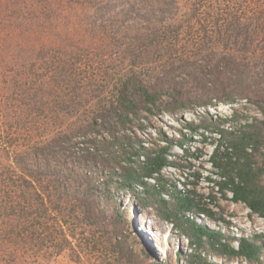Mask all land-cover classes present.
<instances>
[{"label":"trees","instance_id":"trees-1","mask_svg":"<svg viewBox=\"0 0 264 264\" xmlns=\"http://www.w3.org/2000/svg\"><path fill=\"white\" fill-rule=\"evenodd\" d=\"M8 1L0 0V8H5ZM102 1L93 0V6L88 4L84 8L80 28L84 37L92 36V28L98 22L101 44L111 40L114 42L110 46H114L119 36L110 37L108 32L114 17L96 14ZM242 1L110 0L107 3L106 11L113 7L125 17L119 22L122 26L116 28L129 38L128 42L117 43L123 66L116 71L104 70L101 65L87 66L81 72V65L59 62L61 84L57 92L67 91V96L72 92L70 103L91 95L95 104L80 109L79 123L71 127L61 123L63 130L56 137L27 147L25 144L18 154L0 155V170L4 172L0 173V185L6 187L0 188V218H7L4 226L8 227L5 229L8 240L0 232V241L10 242L9 246L0 242V254L10 247L28 244L34 245L33 250L42 243L51 250L55 246L60 249L63 244L70 246L63 228H71L70 221L74 220L99 233L97 238L104 251H97V257L92 260L95 264L110 261L111 264H168L154 258L143 243L135 249L125 241L122 234H126L125 230L117 226L122 218L119 212L113 214L114 221L110 217L111 237H105L108 232L105 218L110 215L98 203L103 199L106 206L116 205L114 196L118 191L128 199L137 200L131 203L134 209L137 206L152 209L156 218L176 228L178 222H184L183 235L191 249L186 264H214L201 256L205 245L218 256L259 262L264 236H254L252 240L242 237L234 248L218 232L195 221L197 215L212 218L207 206L214 203L216 194L225 199L229 195L230 202L243 204L250 213L264 216V121L246 120L233 108L243 100L260 104L245 89L264 83V1L252 3L251 12ZM143 17L147 25H128L136 19L142 21ZM9 19L12 27L3 32L0 25V33L8 40L17 41L22 36L14 23L18 18L0 13V24ZM31 36L25 35L23 42ZM73 38L72 34L70 39ZM85 80L82 89L94 83L93 91L78 93L77 83ZM187 83H194L201 94L188 95L183 89ZM32 84L28 89H33ZM40 84L47 87L43 81ZM37 87V92L43 93ZM67 104L61 103L57 112L72 114L74 107ZM219 104L231 107V114L213 120L208 109ZM259 107L264 118V107ZM195 108L201 109V115L182 122L176 138H167L159 129H153L155 138L148 140L133 132L143 131L144 122L150 117L169 114L180 120L179 111ZM76 137L82 140L73 144ZM192 137L200 145L208 142L211 145L206 161L210 173L203 178L202 172L195 171V166L203 168L198 155L200 149L196 147L190 152L188 148V143L194 142ZM174 147L181 150L180 155L172 154ZM168 169L178 173V177L167 178ZM202 181L211 185L207 199L198 193ZM1 224L2 219L0 231ZM79 250L86 255L87 248Z\"/></svg>","mask_w":264,"mask_h":264},{"label":"rangeland","instance_id":"rangeland-1","mask_svg":"<svg viewBox=\"0 0 264 264\" xmlns=\"http://www.w3.org/2000/svg\"><path fill=\"white\" fill-rule=\"evenodd\" d=\"M92 1L9 0L5 8H0L2 16L5 14L8 17L11 15V17L18 18L17 22L14 23L22 32V36L17 37V41L8 40L7 36L0 33V155L9 154L11 156L18 154L22 151L25 144V147H27L34 142L43 143L44 140L56 137L63 130L60 127L61 123H66L69 127L79 123L80 109H87V104H95V100L92 101L93 97L91 95H87L86 98L79 100L78 103L76 100L70 103L72 101L70 100L72 99V92L67 93L68 96L65 95L67 91L64 92L62 90L63 93L57 92L61 84L58 79L59 71H61L59 62H66L69 65L75 64L76 67L81 65L83 68L81 72H84V67L87 66L98 67V65H101L102 69L110 71L122 68L123 63L120 60L122 55L120 46L117 43L128 42L129 38L128 35L120 31L121 29L116 30V28L122 26L119 22L125 20V17L113 7L111 11H106V5L110 0H103L98 6L96 14L104 18L114 17V20H112L114 22L111 23L112 27H108V32H111L109 33L110 37L119 36L116 38V43L114 46H110L114 42H110V40L106 45L101 44L98 38L101 35L98 32V22L92 28L94 34L84 37L83 29L80 28V20L85 17V14L83 15L84 8H87L88 4L89 7L93 6L91 5ZM247 1L243 0L242 3H244L247 11L251 12L253 9L251 4L259 0ZM186 11V14H188V9ZM180 18L184 17L181 15ZM141 19L142 21H137L136 19L135 22H131L128 25L132 27L147 25L143 21L145 18ZM153 20L155 19L153 18ZM0 25L4 30L3 32H6V29L12 27V20H6ZM28 33L32 36L27 42H23L25 35ZM77 33L78 36L76 38ZM72 34L74 35L73 40L70 39ZM41 45L43 47L40 50H36ZM90 62H92V65H87ZM71 71L73 72V68ZM51 75L52 79L50 78ZM69 78L71 77L69 76L67 79ZM28 81H30V84ZM40 81L46 83L47 87L51 81L52 83L48 88H43ZM85 82L86 80L77 83L78 89L76 88V91L78 93L86 94V91H93L94 83L86 85L87 88L82 89ZM31 84L33 89H28ZM71 85H74L73 81H71ZM37 86L41 87L39 90H43V93L37 92ZM183 89L188 95L201 94L199 88L194 87V83L184 84ZM245 90L247 95L252 94L260 104L243 100L241 103L234 105L233 108L237 110L239 116H243L246 120L256 119L257 121H264L259 110V106L264 107V105H261V102H264V83L260 85L256 83L255 87ZM33 101H39V103H34ZM61 103L72 104L74 112L68 116L62 112H57V108L60 107ZM82 105H85V107L80 108ZM208 114L212 116L213 120L228 117L231 114V107L219 104L208 109ZM177 115L180 120H175L169 114H163L160 118L150 117L147 122H144L145 128L143 131L134 130L133 132L139 137L148 140L149 138H155L153 129H159L165 133L167 138H176L182 122L196 119L198 115H201V109L195 108L186 112L181 110ZM195 139L197 138L192 137L194 142H189L188 148L192 152L196 147H199L200 153L198 155L201 157L199 161H202L203 168L196 167L197 163L195 162L191 163L195 166V171L203 173V178L204 175L210 173L209 164L206 161L211 145L209 142L205 145H200ZM80 140L82 139L76 137L72 143L75 144L78 141L80 142ZM172 154L175 156L180 155L181 150L174 147L172 148ZM181 159L184 160L182 157ZM189 161L192 160L189 159ZM0 163L2 162L0 161ZM0 173L4 172L0 170ZM165 175L169 179L178 177V173L172 169H168ZM4 186L0 185V188L3 189ZM210 188L211 185H207L206 182L202 181L198 185V193L204 194L207 199ZM109 189L111 193L114 192L112 187ZM96 191L100 194L101 188ZM229 197L227 195L225 199L216 194L214 203L209 202L207 206L211 211L212 218L207 215H197L195 216L196 222L212 231L218 232L221 235V239L234 248H236L238 239L242 237L248 240H252L254 236L263 237L264 216L250 213L243 204L230 202ZM114 200L117 208L115 204L106 206L103 203V199L98 203L99 207L104 208V211H109L108 215H110L106 216L107 219L105 218L108 224L106 230L108 232L105 233V237H111L110 229L112 223L110 221L112 220L110 217L115 212H119L122 218L117 226L125 230L126 234L122 233L123 237L133 248L138 249L139 243H143L158 261L168 264H186V256L191 249L183 235L185 232L183 221L178 222V228L173 227L170 223L156 218L152 209L139 208V206L135 207V209L132 208L131 203L137 200L134 197L128 199L127 195L118 191L115 192ZM203 201L207 202V200ZM188 215L185 214V217ZM112 218L114 221V216ZM0 219L3 222L0 232L5 233V229L8 227L4 226V220H7V218ZM70 222L71 228H68L70 231L63 228L64 234L68 236V241L71 242L70 246L63 244L60 249L58 246L52 247L54 248L53 250L48 248L45 245L46 243H42L34 250L31 249V246L34 245L29 246V244L23 247H10L5 250V253L0 254V264H95L92 260L97 257V251L104 249V246H101L97 238L99 236L97 229H91L90 226L79 221L71 220ZM46 233L51 234L49 232ZM58 233L60 232L58 231ZM90 234H92L93 239L89 236ZM7 237L8 235L6 234V240H8ZM80 238L82 239L81 241ZM260 241L262 242V240ZM0 242L7 246L10 243L3 240ZM80 248H87V250H84L86 255L79 250ZM178 253H181L180 257ZM201 256L214 264H264V242L261 244L259 262L257 263H248L239 258L229 259L224 256H218L206 245L202 250ZM107 263L111 264L112 261Z\"/></svg>","mask_w":264,"mask_h":264},{"label":"clouds","instance_id":"clouds-1","mask_svg":"<svg viewBox=\"0 0 264 264\" xmlns=\"http://www.w3.org/2000/svg\"><path fill=\"white\" fill-rule=\"evenodd\" d=\"M202 216H203V215H202ZM187 217L191 218V216H189V215H188ZM195 221H196V219H195ZM198 224H199V223H198Z\"/></svg>","mask_w":264,"mask_h":264}]
</instances>
